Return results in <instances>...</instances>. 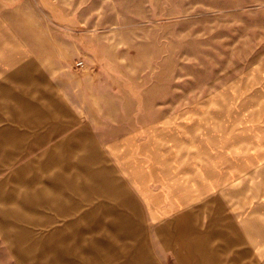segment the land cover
Listing matches in <instances>:
<instances>
[{
  "label": "rangeland",
  "instance_id": "374dc122",
  "mask_svg": "<svg viewBox=\"0 0 264 264\" xmlns=\"http://www.w3.org/2000/svg\"><path fill=\"white\" fill-rule=\"evenodd\" d=\"M61 133L85 146L81 185L111 178L135 203L56 239L57 214L15 189L32 178L27 155ZM217 150L226 173L208 190L186 166ZM191 183L179 206L141 193ZM201 201L180 232L165 227ZM48 252L61 264H264V0H0V264H58Z\"/></svg>",
  "mask_w": 264,
  "mask_h": 264
},
{
  "label": "crops",
  "instance_id": "0c3cea01",
  "mask_svg": "<svg viewBox=\"0 0 264 264\" xmlns=\"http://www.w3.org/2000/svg\"><path fill=\"white\" fill-rule=\"evenodd\" d=\"M127 136L128 137H126L127 139L125 140H130V135ZM42 141H45L49 144L42 146V148H39L30 155H27L29 157H27L28 160L26 162L29 160L34 161V167L29 172L32 178H30L28 183L25 185L16 188L15 195H18L16 190L25 188L26 200L30 198V195L32 197L39 198V201H37L35 204V208L41 205V208H45L50 212L53 211L57 214L58 218H52L55 219V222H58V225H56L51 231L55 233L53 234L55 236H52L53 238L57 239L74 234L82 222L93 221L96 219L98 213L100 212V207L122 205L126 207L127 211H130V207L133 205V203H135L133 196L127 192L128 190L124 191L126 189L121 186L119 188L114 187V189L109 188L108 183L111 178H101V175H98L92 179V181L96 180L93 187L81 185L82 183L79 181V177L76 175L75 171L78 169V165H80L82 161H85L82 159V153H77L84 150L83 148L85 146L83 145L82 140L76 139L74 134L67 135L61 133L54 134L53 136L49 137H43ZM94 157L91 159L89 158L91 163L94 161V159H97V157ZM41 159L45 161L43 165L39 164ZM232 162H234V167L231 169L232 172L235 167H241V161L237 164L235 161ZM225 164L226 155L223 151L217 150L216 152L207 151L205 157L202 158L200 163H192L191 161L186 167L191 171H194L195 165L197 168L198 166L201 167L202 169H200V173L206 175L205 178L202 179V182H204V187L209 190L210 187L214 188L215 182L220 178V175L223 177V175L226 173ZM39 172H41V174ZM42 172L46 174L42 176ZM210 174H213L214 176L211 177ZM193 189L195 188L193 183H191L189 184L186 191L181 192L180 196L177 195L176 192H170L169 194L162 192L157 194V196H152L149 192L145 191V189H141V193L144 194L148 204L151 206H154V204H157L163 198L168 199L171 204L179 206L182 203V198L189 199L192 196L191 191ZM102 192L105 195L98 198ZM199 195L200 193L198 192V196ZM159 196L161 197L159 198ZM152 197L154 198L151 199ZM206 203L207 202L205 201H201L199 204H197L196 208H187L176 217L167 221L165 227L172 225L175 226V230L179 229L178 232H180L182 230L180 228L181 223L189 221L193 216H198V214L201 213V209H206ZM68 205H72L74 209L70 208ZM86 205L90 206L86 209V211H83ZM75 206H77L76 209ZM224 228L226 227L224 226ZM229 229L232 231L233 228L229 227ZM163 230L164 229L156 230V232L159 233V239L162 237L163 232L165 233ZM179 243L180 241L178 244ZM66 246L67 245H62L60 250L64 248L66 252L65 254H68L70 251ZM163 246L167 247V245ZM225 246L227 247L226 244H223L222 246L224 253H226ZM50 247H52V243L48 244L45 249L49 250ZM180 250L182 249L179 248V251L177 252L178 256L181 255ZM218 253L221 252L218 250ZM70 254L73 253L70 252ZM43 255L44 256L42 257V260L44 261H50L54 263L56 262L55 260H57L58 264L64 263L61 261V259L54 257L53 252H48Z\"/></svg>",
  "mask_w": 264,
  "mask_h": 264
}]
</instances>
